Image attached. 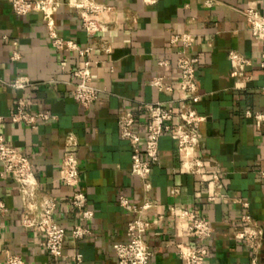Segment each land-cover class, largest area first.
Wrapping results in <instances>:
<instances>
[{
    "label": "crops",
    "instance_id": "1",
    "mask_svg": "<svg viewBox=\"0 0 264 264\" xmlns=\"http://www.w3.org/2000/svg\"><path fill=\"white\" fill-rule=\"evenodd\" d=\"M58 1L53 15L56 31L93 47L91 85L99 94L87 109L75 103L72 91L78 80L73 73L81 67V59L51 46L41 12L16 16L11 0H0V135L28 158L38 185L37 198L55 201L54 219L66 232L62 256L51 257L42 246V231L23 227L17 185L0 164V202L6 209L0 212V264H6L10 255L20 256L24 264H71L75 253L81 255L82 264H116L113 246L126 242L125 226L132 218L119 206V196L133 203L154 202L144 213L155 222L143 235L151 264H182L177 245L203 246L207 251L203 264H264V186L259 175L264 168V124L244 116L246 111L264 113V69L260 68L261 44L251 37L242 14L253 9L264 16V0H157L153 5L145 0H77L110 8L94 16L105 30L92 36L82 29L80 11L68 0ZM181 34L192 37L185 53L198 60L201 101L195 108L206 121L200 126L196 155L204 161V180L179 173L180 162L191 155L162 135L159 160L152 167L151 188L146 192L143 182L130 173L131 148L119 136L118 114L130 111L135 132L143 135L148 123L143 104L159 102L176 108L180 98L176 61L183 48L171 39ZM14 50L19 59L12 61ZM229 51L249 60L246 79L234 75ZM161 61L166 64L160 65ZM157 76L163 77L172 93H160L149 85ZM18 78L27 79L29 85L10 87ZM20 98L26 102V112H47L55 118L33 129L11 122ZM177 122L175 117L173 123ZM68 134L78 142V188L86 195V208L93 212L86 221L71 207V189L61 182ZM216 168L223 186L211 200L214 190L208 178ZM173 188L178 189L177 195L170 194ZM175 207L196 211L209 222L211 236L199 244L187 235L185 226L169 214ZM244 215L262 230L257 245L236 238ZM76 226L87 230L82 239L70 235Z\"/></svg>",
    "mask_w": 264,
    "mask_h": 264
},
{
    "label": "built area",
    "instance_id": "2",
    "mask_svg": "<svg viewBox=\"0 0 264 264\" xmlns=\"http://www.w3.org/2000/svg\"><path fill=\"white\" fill-rule=\"evenodd\" d=\"M156 1L145 0L144 2L147 5H153ZM67 4L80 11L81 26L87 35H96L105 30L94 16L108 11L109 7L92 2H78L77 0H68ZM211 4V1L206 3L208 7ZM59 5L58 0H11V9L16 16L41 12L48 29L51 46L58 51L76 53L81 59V67L73 73L78 81L74 85L72 98L80 107L87 109L97 100L99 94V91L91 85L92 62L90 57L93 47L91 45L82 46L73 40L61 37L57 33L53 15ZM242 14L247 22L251 37L261 44L260 68L264 69V16L253 9H247ZM3 39H6V37H3ZM176 42H180L183 48L176 61V68L179 72L177 90L180 93L176 108L159 102L143 104L142 109L148 118L143 135L135 132V119L130 111L122 110L118 114L119 136L122 140L127 141L131 148L130 173L143 182L146 192L151 188L149 177L152 167L159 160L158 143L162 135H168L175 142L178 149L188 151L191 155L180 162L179 173H187L200 177L202 181L204 180V161L196 155L200 150V126L206 121V117L200 115L195 108L201 101L196 83L198 60L185 53V49L189 48L192 43L190 35L173 36L171 43ZM12 45L16 47L17 43L13 42ZM105 51L108 52L109 49L106 48ZM10 59L12 61L19 59L16 50L13 51ZM228 59L231 61L234 75L238 79H246L245 69L249 65V60L236 51H229ZM159 64L165 65L166 62L161 61ZM27 85H29L27 79L18 78L9 86L14 89H23ZM149 85L160 93H172V88L164 84L163 77H153L149 81ZM25 109V100L23 98L18 99L15 112L11 116V122L15 124L22 122L33 129L39 122H46L55 118L47 112L31 114L26 112ZM244 116L264 124V113L262 112L246 111ZM175 117L178 122L174 124ZM0 122H2L1 117ZM64 143L65 152L60 164L61 182L65 187L71 189V207L79 211L81 221H86L93 217V212L86 208V195L78 188L79 169L76 156L78 142L74 135L68 134L65 136ZM0 164L3 172L9 175L17 185L24 215L23 227L42 231L44 234L42 246L51 257L60 258L66 232L54 219L56 203L49 197L37 198L38 185L28 158L16 148L7 144L1 135ZM259 175L264 186V168L259 172ZM208 181L214 190L211 198L213 200L223 186L217 168L209 173ZM170 194L177 195L178 189H171ZM239 203L243 208L248 207L244 201H239ZM118 204L131 214L132 218L125 226L126 242L116 243L113 246L116 264H151L152 254L144 241L143 235L155 222L148 221L144 217V213L154 205V202L146 199L142 203H133L126 197L119 196ZM5 210V205L0 202V212L3 213ZM169 214L176 217L185 226L187 235L192 236L199 244H202L211 236L209 222L199 218L196 211L175 207L169 211ZM241 223L242 227L236 232V238L257 245L262 239V230L249 215L242 216ZM86 234L87 230L82 226H76L70 232L71 237L75 240L82 239ZM176 248V254L182 260V264L204 263L207 251L203 246L177 245ZM6 264L24 263L20 256L10 255L6 260ZM71 264H82L81 255L75 253L71 257Z\"/></svg>",
    "mask_w": 264,
    "mask_h": 264
}]
</instances>
